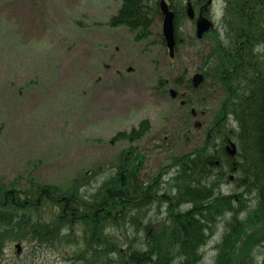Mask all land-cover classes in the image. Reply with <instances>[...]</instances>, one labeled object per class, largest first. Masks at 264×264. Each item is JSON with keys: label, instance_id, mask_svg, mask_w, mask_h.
<instances>
[{"label": "trees", "instance_id": "trees-1", "mask_svg": "<svg viewBox=\"0 0 264 264\" xmlns=\"http://www.w3.org/2000/svg\"><path fill=\"white\" fill-rule=\"evenodd\" d=\"M122 1L109 26L126 27L136 41L149 37L160 16L158 1ZM169 1L178 20L185 6ZM223 2L220 28L203 37L209 51L201 72L205 83L223 94L203 142L143 180L136 170L144 156L133 143L150 125L142 121L117 133L114 141L128 147L110 171L114 177L130 172L117 190H109L114 177L91 194L82 185L44 184L31 174L0 179V264H20L6 262L3 254L9 248L19 254L17 244L21 249L26 244L32 254L40 247L73 248L72 264H201L203 248L221 221L214 264H255L254 251L264 243V0ZM176 82L191 89L190 78ZM191 98L183 121L199 107ZM229 139L237 144L236 157L223 150ZM225 183L233 185L228 194L221 191Z\"/></svg>", "mask_w": 264, "mask_h": 264}, {"label": "rangeland", "instance_id": "rangeland-1", "mask_svg": "<svg viewBox=\"0 0 264 264\" xmlns=\"http://www.w3.org/2000/svg\"><path fill=\"white\" fill-rule=\"evenodd\" d=\"M121 3L0 0V179L31 174L44 184L75 183L94 193L114 177L110 169L128 147L114 137L142 121L150 131L133 144L144 156L138 174L143 180L203 142L223 94L208 83L188 91L202 105L195 104L198 115L183 121L189 95L175 80L183 72H200L209 40H197L194 21L181 20L179 51L170 64L159 19L153 37L140 43L125 28L113 30L105 24ZM212 8L215 28H220L222 0ZM163 88L179 96L171 98ZM194 123L202 126L195 129ZM232 189L230 183L221 187L225 194ZM245 198L253 202V196ZM221 222L203 248L201 264H214V246L224 230ZM72 250L40 247L32 254L22 244L19 254L14 248L3 254L9 263L72 264ZM253 263L264 264V243L254 251Z\"/></svg>", "mask_w": 264, "mask_h": 264}, {"label": "water", "instance_id": "water-1", "mask_svg": "<svg viewBox=\"0 0 264 264\" xmlns=\"http://www.w3.org/2000/svg\"><path fill=\"white\" fill-rule=\"evenodd\" d=\"M162 8L165 11V20H164V25H163V31H164V36L166 38V42H167V48L172 49L174 46V38H173V24H172V14L169 13V11L167 10L166 5L163 3ZM189 16H192V11L189 9ZM198 37H201V34L207 30H209V28L212 26L211 23H209L208 21H206L205 19H203L202 17L198 20ZM203 76L202 75H196L193 79V85L195 87H197L202 81H203ZM173 93V91H171ZM174 94V93H173ZM231 148L233 149L231 154H234V148L235 145L234 144H230ZM229 149V147H228ZM127 181V176H122L121 178L119 177V179H116L114 181V184L111 186L110 189H117L120 187V185L126 184ZM17 248L19 249V245H17Z\"/></svg>", "mask_w": 264, "mask_h": 264}, {"label": "bare ground", "instance_id": "bare-ground-1", "mask_svg": "<svg viewBox=\"0 0 264 264\" xmlns=\"http://www.w3.org/2000/svg\"><path fill=\"white\" fill-rule=\"evenodd\" d=\"M196 115H198V114H196V113H191V117L190 118H193V117H195ZM198 125H201L202 126V124L200 123V124H193V127L195 128V129H197L196 127L198 126ZM122 151H123V149L120 151V153L118 154V156H120V154L122 153ZM117 156V157H118ZM137 172H136V175L137 176H142L141 174L140 175H138L139 173H141L142 172V168H140V169H138V170H136ZM130 172L129 171H127V176L129 177L130 176V174H129ZM142 178V177H141ZM147 179H150V177H148Z\"/></svg>", "mask_w": 264, "mask_h": 264}, {"label": "flooded vegetation", "instance_id": "flooded-vegetation-1", "mask_svg": "<svg viewBox=\"0 0 264 264\" xmlns=\"http://www.w3.org/2000/svg\"><path fill=\"white\" fill-rule=\"evenodd\" d=\"M203 4H204V3H201V4L199 5V9H200L201 7H204Z\"/></svg>", "mask_w": 264, "mask_h": 264}]
</instances>
